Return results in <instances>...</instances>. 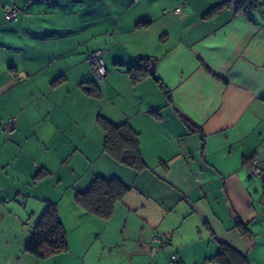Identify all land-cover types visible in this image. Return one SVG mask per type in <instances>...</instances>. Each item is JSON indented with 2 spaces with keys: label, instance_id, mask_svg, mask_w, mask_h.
Returning <instances> with one entry per match:
<instances>
[{
  "label": "crops",
  "instance_id": "1",
  "mask_svg": "<svg viewBox=\"0 0 264 264\" xmlns=\"http://www.w3.org/2000/svg\"><path fill=\"white\" fill-rule=\"evenodd\" d=\"M259 2L0 0V264H264ZM101 119L138 134L141 171L103 151ZM96 177L128 188L107 219L76 202ZM50 204L67 251L39 259L26 246Z\"/></svg>",
  "mask_w": 264,
  "mask_h": 264
},
{
  "label": "trees",
  "instance_id": "2",
  "mask_svg": "<svg viewBox=\"0 0 264 264\" xmlns=\"http://www.w3.org/2000/svg\"><path fill=\"white\" fill-rule=\"evenodd\" d=\"M6 12L7 10H5V14ZM148 71V66L145 63L133 68L130 75L133 81H137ZM99 127L103 132L102 149L115 163L136 172L144 168L138 148V134L128 124L113 125L101 119ZM127 191L128 188L118 178L96 177L86 192L77 195L76 202L88 214H95L107 219L111 215L114 204ZM26 251L39 259H47L67 251L66 235L54 205L50 204L47 207L33 228Z\"/></svg>",
  "mask_w": 264,
  "mask_h": 264
},
{
  "label": "built area",
  "instance_id": "3",
  "mask_svg": "<svg viewBox=\"0 0 264 264\" xmlns=\"http://www.w3.org/2000/svg\"><path fill=\"white\" fill-rule=\"evenodd\" d=\"M240 10L243 13H250L253 11H258L261 13V4L259 0H240ZM185 8V5L178 6L175 8L174 13L179 15L181 11ZM20 10L17 7H11L7 9L5 14V19L11 21L16 18ZM87 62L90 64L94 75L98 80H103L107 76V68L104 62L103 54L101 52L92 53L88 56ZM16 119L10 118L6 124L3 126L5 132H10L15 128ZM249 174L252 178H264V164L258 161L256 158L250 159L248 162ZM22 206V204H20ZM28 224V222H27ZM167 242V236L164 234H152L149 240V245L159 244L163 247ZM171 264H181L179 258L176 255H172L170 258Z\"/></svg>",
  "mask_w": 264,
  "mask_h": 264
},
{
  "label": "water",
  "instance_id": "4",
  "mask_svg": "<svg viewBox=\"0 0 264 264\" xmlns=\"http://www.w3.org/2000/svg\"><path fill=\"white\" fill-rule=\"evenodd\" d=\"M149 74L151 76H154V64H151L150 68H149Z\"/></svg>",
  "mask_w": 264,
  "mask_h": 264
}]
</instances>
